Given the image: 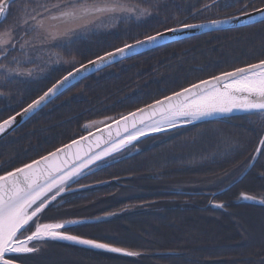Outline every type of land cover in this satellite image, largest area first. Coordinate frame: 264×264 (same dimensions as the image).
<instances>
[{"label": "trees", "instance_id": "1", "mask_svg": "<svg viewBox=\"0 0 264 264\" xmlns=\"http://www.w3.org/2000/svg\"><path fill=\"white\" fill-rule=\"evenodd\" d=\"M145 2L153 14L144 21L120 22L112 29L77 38L65 44L63 66L34 81L7 80L0 76V122L23 110L79 64L125 43L162 32L184 23L194 24L242 14L239 0H133ZM248 11L264 7V0H246ZM14 3L0 31L15 25L20 7ZM205 4H211L205 8ZM58 37L52 42L62 41ZM264 59V22L204 34L136 55L77 83L57 97L31 120L0 142V174L37 160L86 134V126L104 119H117L183 88L226 71ZM5 61V60H4ZM75 61L76 63H73ZM248 115L185 127L152 137L125 149L108 161L124 160L97 171L76 185L111 181L108 186L62 198L49 213L67 212L75 217H95L139 202L143 193L128 198L116 193L130 185L140 190L153 182L195 180L214 177L236 166L253 168L242 182L222 194L229 203L227 213L210 211L207 220L194 209L181 219L159 221L154 212L127 208L107 222L70 229L74 235L111 243L144 255L125 259L74 247L52 244L54 256L30 257L25 264L64 260L63 264H264V208L238 206L231 202L248 183L264 186V147L259 140L264 126ZM228 141V143H226ZM260 148V155H257ZM264 176V175H262ZM178 180V181H179ZM113 181H116L113 182ZM164 189L161 188L158 191ZM264 191L262 189H258ZM150 201L170 195H150ZM156 200V201H155ZM172 205V204H169ZM165 205V206H169ZM141 210L138 212V210ZM191 216L193 221H188ZM105 227V230H102ZM110 230V231H109ZM56 264V263H55Z\"/></svg>", "mask_w": 264, "mask_h": 264}, {"label": "snow or ice", "instance_id": "2", "mask_svg": "<svg viewBox=\"0 0 264 264\" xmlns=\"http://www.w3.org/2000/svg\"><path fill=\"white\" fill-rule=\"evenodd\" d=\"M239 2L243 4L240 9L242 15L251 17L253 13L248 11L249 5L246 0H239ZM14 3L16 0H0V23H3L11 14L10 9ZM212 3H216V0H212ZM204 7L210 8L211 4H205ZM252 7L255 12L260 13L261 21H264V7L256 8L255 5ZM151 14V7H142L133 0H28V4L21 9L18 22L22 30L20 38H16L17 25H12L0 32V70L5 73V78L13 73L25 74L19 71L20 61H16V68H11L3 62L17 45L21 50H25L27 45L33 43L32 40H23L24 36H32L33 40L41 34L53 40L58 37L70 39L80 29L115 26L120 22H127L132 18L140 19ZM231 19H238V17L233 16ZM50 22H58L70 25V27L63 32H53L51 28L54 25ZM223 23L227 21H211L214 27H219ZM204 27H206L204 24L184 23L181 28L171 27L164 32L157 31L155 34L146 35L143 39L137 38L134 43H125L122 47L99 54L94 59L88 60L87 64H79L73 71H69L43 95L30 103L24 109V113L31 115L53 97L62 94L63 90L77 79L78 73L83 75L85 72L107 67L118 59L128 57L138 48L158 44L168 33ZM21 40L23 43L20 42ZM13 59L15 60V57ZM56 62H59V58ZM73 63L76 62L73 61ZM26 74L31 76L32 72L29 71ZM156 104L160 105L162 119L141 128L137 127L136 117L138 113H144V109L122 117L124 122H132V130L129 131L125 127L126 135L113 140L106 154L110 155L113 151H120L140 136L147 135L149 128L153 132L165 131L166 128L176 127L180 120L192 123L217 114L226 115L240 111L246 113L249 118L255 117L256 119L252 120L253 123L264 126V59L192 84L166 97L165 100L157 101ZM149 107L153 109V112L149 114L151 118L157 109L155 105ZM16 115L23 114L17 113ZM15 120L16 116H12L0 122V134L10 128ZM140 123L143 124L142 119ZM259 145L264 147V136L260 138ZM65 148H71V145L0 174V264H17V257L37 255L48 241H68L89 249L103 250L126 257L139 255L136 251L73 235L66 230L73 224L82 223L81 221L41 222L39 214L44 212L49 204L57 199V196L68 190L70 182L78 181L81 169L87 167L88 163L102 158V156L90 157L87 162H82L73 169L53 167L52 159L57 157V152H65ZM256 152L260 155V148H257ZM255 161L256 156H253L248 167L251 168ZM242 199L264 205V192L259 198L242 194ZM214 206L221 209L225 207L222 203Z\"/></svg>", "mask_w": 264, "mask_h": 264}, {"label": "water", "instance_id": "3", "mask_svg": "<svg viewBox=\"0 0 264 264\" xmlns=\"http://www.w3.org/2000/svg\"><path fill=\"white\" fill-rule=\"evenodd\" d=\"M18 1H20V0H16V2H18ZM251 12L253 13V15L251 17L245 16L242 14H238V15H235L236 17H238V19H231V17H233V16L218 19V21H227V23H223L219 27H214L211 24V21H207V22L194 23L197 25H199V24L206 25V27H204V28H194V29L177 31L175 33H168L167 35H165V37L158 44L150 45V46L144 47V48H138V49H136V51L134 53H131L128 57H126L122 60L118 59L115 63H113L107 67L101 68L99 70L85 72L83 75L78 73L77 79L74 80L73 83L71 85H69L67 88H65L63 90L62 94L65 93L66 91H68L69 89H71L73 86H75L80 81L87 79L88 77H90L92 75H95V74H97V73H99V72H101V71H103L109 67H112L115 64H118V63H120L126 59H129L131 57H134L136 55H140V54H143L145 52H148V51H151L154 49H158V48L163 47L165 45L172 44V43L182 41L185 39H189L192 37H196V36H200V35H204V34H209V33H214V32H219V31H225V30L247 27V26H251V25H255V24L264 22V21H261V19H260V13L255 12V10L251 11ZM6 20H4V22ZM3 23H0V25H2ZM181 26H178L175 28H181ZM162 32H164V31H162ZM85 64H87V63H85ZM62 94H60V95H62ZM60 95L53 97L46 105L37 109V111L33 112L31 115L24 113V109L27 108L28 106L25 107L20 112H18V113H22L23 115H16L17 113L15 115H13V116H16V120L14 121L13 125L10 128L6 129V131L4 133L0 134V142L2 140H4L6 137H8L9 135H11L18 128L23 126L25 123H27L29 120H31L35 115H37L39 112H41L45 107H47L50 103H52ZM172 95H170V96H172ZM167 97H169V96H167ZM165 98H163L161 100H165ZM158 101H160V100H158ZM156 102L150 104V105H155L156 109H157L156 113L154 115H152L151 118H149V114H151L153 112V109L151 107H149L150 105L145 106L143 108H140V109H144L145 112L142 114L138 113V116L136 117L137 127L144 128L147 125L152 124L153 121H159L162 119V112H161L160 105L156 104ZM140 109H138V110H140ZM138 110L133 111V112H138ZM133 112H131V113H133ZM129 114H126L124 116H127ZM243 115H247V114L240 112V111H234L231 114H226V115L217 114V115L207 117L204 119L196 120L192 123H185L184 120H180V121H178L176 127L166 128L165 131H161V132H153L149 128L147 135L140 136L136 141H133L132 144H129V145L123 147L120 151H113L110 155L106 154V153L108 152L109 148L111 147L112 141L118 140L121 137L126 135L125 127H127L129 129V131H131L132 130V128H131L132 122L131 121L124 122L122 120V117H124V116H121L120 118L110 120L109 122H106V123L104 121H101L99 123H92L86 127L88 132L85 135L69 142L68 144H65V145L57 148V149H60L64 146L71 145V148H65V152H63V153L57 152V157L53 158L51 163H52L53 167H60V168L67 170V169H73V168L78 167L82 162H87L90 157L95 158L96 156H102L101 159H96L95 162L88 163L87 167H84L81 169V171L79 173V177H78V181H79V180H81V179H83V178H85V177H87V176H89V175H91L97 171H100L104 168H107V167H109L115 163H118V162L124 160V158H119V159H116L113 161L106 162L110 158L116 156L120 152H122L125 149L129 148L130 146L134 145L135 143H138L140 141H143V140H146V139H149L152 137L159 136L161 134H165V133L173 131V130H177V129H181V128H185V127H191L194 125L207 123V122H211V121L243 116ZM141 119L143 120V124L140 123ZM74 141H77L78 143H73ZM57 149L52 151V152L57 151ZM52 152H50V153H52ZM50 153H48L46 155H49ZM41 158H39V159H41ZM252 168H253V166L251 168H248L237 182H240L244 178V176ZM77 182H75V183L70 182L69 186H68V190L64 191L61 195L57 196V199L55 201H53L51 204H49L48 208H46L44 210V212L39 214L40 217H42L43 214L47 210H49V208L56 205V203L59 200H61L62 198L66 197L68 195L84 192V191L91 190L94 188H102V187L108 186L111 181L100 182V183H95V184H91V185H86V186H82V187L69 189L71 186H73ZM113 182L116 183V181H113ZM236 204L237 205H248V206H253V207H264V205L243 200L242 195L239 197ZM123 212H114V213H109V214H105V215H101V216H97V217H80V218L69 217L67 219L50 220L47 222L70 221V220L82 222V223L73 224L66 229V230H70V229H74V228L81 227V226L95 225V224H100V223L111 221V220L115 219L117 216L121 215ZM47 243L65 245V246L74 247V248H78V249H82V250H86V251H91V252H94L97 254H105V255H110V256L125 258V259H139L141 256L144 255L143 253L138 252L139 253L138 256L126 257V256H123L120 254L108 253V252L103 251V250L89 249L85 246L72 244L71 242H68V241H48V242H46V244ZM46 244H44L41 248H45ZM131 251H133V250H131ZM34 256H36V255H34ZM17 264H20V263L17 262Z\"/></svg>", "mask_w": 264, "mask_h": 264}, {"label": "flooded vegetation", "instance_id": "4", "mask_svg": "<svg viewBox=\"0 0 264 264\" xmlns=\"http://www.w3.org/2000/svg\"><path fill=\"white\" fill-rule=\"evenodd\" d=\"M134 3H136V2H134ZM139 4L142 7H146L145 2H141ZM152 14H153V11H152ZM152 14L150 16H146V17L139 19V20H136V19H130V20L144 21V20L148 19L149 17H151ZM82 30L83 29L78 30L75 34H73L71 36L70 39L68 37H65L64 39H62V41H58V43L57 42L55 43L54 50H55V53L57 55L55 54L54 56H55V58H56V56L60 57V59L62 60L61 65H59L57 67H53L51 69L47 66H41V68H34L36 66V64L33 63L32 61L28 62V63H26L25 69L27 70L26 72H29V71L32 72L31 76L27 75V76L32 77V78L26 79V77H25V80L21 79V80H14V81L40 80V79H43L46 76H48L53 70L58 69L59 67L63 66L65 61H66V58L64 56V53L62 51H59L60 48L62 46L64 47L65 44H71V43L74 44L75 41L77 40V38H86L89 35L94 34V33H90L89 35L79 34V33H81ZM3 31L4 30H2L0 32H3ZM17 34H19V36L17 37V39H19L20 35H22V31H19L17 29ZM17 34H16V36H17ZM26 37L30 38L32 36H24L23 40H25ZM23 40H21L20 42L23 43ZM19 53H21V49H20L19 45H17V47L9 53L7 59L3 62H6V61H8L10 63L16 62ZM36 54L39 55V52L36 51ZM13 57H15V60L13 59ZM31 58L36 59L38 57L34 58L33 56H31ZM20 63H22V62H20ZM0 76H2V75H0ZM33 77H36L37 79L36 78L34 79ZM7 80H12V79H7ZM237 167L238 166H236L230 170L224 171L223 173L217 174L216 176L210 177V178H203V179H199V180L198 179H195V180H179V179L174 180V179H172L171 181H176V182L164 184L163 185L164 189H162L160 191H158L159 190L158 188H154L155 190H151L148 187H146V185L141 190L139 188H137L135 185L132 187H129L130 185H128L127 187H125L121 191L117 192L116 196L122 197V198H128V197H131L132 195H134L135 194L134 192L137 191V192L143 193V195H144L143 199L140 200L139 202H134L130 205H126L127 204L126 203L124 205L125 207H123L121 209H117L115 211L107 212L104 214L102 213L98 216L109 214V213H114V212H123V211L125 212L128 210L127 208H129V207L130 208H139V209L142 208V211H144V213L145 212H154L153 213L154 215H159L158 216L159 221H171V220H173L170 217H166V215L172 211L174 212V216L180 215L181 219H183L186 217V215L191 214L192 212H194L193 210L196 209L197 213L201 214V216L203 218V219H201L198 216V218L196 219L197 221L207 220L208 214L210 211L226 214L229 203L226 199H224L222 197V194L226 193L227 191H229L230 189L235 187L238 183L242 182L243 179L248 175V173L244 176V178L240 182H237L240 179V177L244 174L245 171H243L242 173H240V176L232 184H230V185H228V186H226V187H224L218 191H210L208 189H205L204 184H206V182L209 181L210 179L218 178L220 176L226 175L227 173L231 172L232 170L236 169ZM261 177H264V176L261 175ZM190 181L197 182L199 184L192 185V184H190V183H192ZM185 184H188L189 185L188 187L190 189H188V187ZM82 186H86V185H76L75 184L73 187L77 188V187H82ZM258 189L264 190V186L257 187L253 183H251V184L248 183V186L245 189L248 191L240 193V195L238 196V199L242 194H249L251 191H260L261 193L264 192V191H261ZM126 191H128V193ZM163 194L170 195L171 198L170 199H160L159 203H157V204H155L157 202L156 200H155L156 202H154V201H150V199L147 198L150 195H154V196L155 195H158V196L161 195L162 196ZM249 195H251V194H249ZM237 200L234 199L231 202L236 203ZM220 203L224 204L225 207L223 209L217 208L214 206L215 204H220ZM169 204H172V205H169ZM165 205H169V206H165ZM238 206H248V205H238ZM166 208L170 209L172 211H170V212L166 211ZM259 208H264V207H259ZM139 209H137L138 212L141 211ZM43 218H42L43 220L41 219L42 220L41 222H47L50 220H54L52 218V213H49V212L45 216H43ZM187 220L193 221V218L191 216H189V217H187ZM104 223H107V222H104ZM102 230H105V227H103ZM67 231H69L71 234H74L70 230H67ZM45 247H46L45 250L42 251L43 252L42 253L43 258L46 255V251L49 249V247H51V244L47 243L45 245ZM27 258H30V257H17V262L21 263V261H22V263L25 264L26 263L25 259H27Z\"/></svg>", "mask_w": 264, "mask_h": 264}, {"label": "rangeland", "instance_id": "5", "mask_svg": "<svg viewBox=\"0 0 264 264\" xmlns=\"http://www.w3.org/2000/svg\"><path fill=\"white\" fill-rule=\"evenodd\" d=\"M15 7L19 8V9H23L25 6L20 7V5H16ZM142 18H144V17H142ZM142 18H140V19H142ZM19 19H20V16L18 17V20H17L15 25H17V29L19 31H22L18 25ZM132 19H135V18H132ZM136 20H139V19H136ZM50 23L54 25V27L51 28V30L53 32H63L66 28L70 27V25H66V24H62V23H58V22H50ZM115 26H106V27H100V28L89 27L87 30L83 29L81 31V33H79V34L89 35L90 33L106 32ZM18 36H19V34H17L16 38ZM25 40H32L33 41L32 44H29L26 46L25 50H21V53H19L18 57H17V60L22 62V63H19V71L21 73H25V74L24 75H18L16 73H13L10 77H7L6 79H12V80L23 79V80H25V77H26V79L32 78V77L27 76V74H26L27 70L25 69L26 63L31 62V61L36 64V66L34 68H41V66H47L51 69L53 67H57V66L61 65L62 60L60 59V57L56 56V58H55V56H54L56 54L55 50H54V46H55L56 42H52L53 39L45 38V36L43 34H41L38 38H36L34 40H33V37H30V38L26 37ZM33 44L35 46H33ZM36 51L39 52V55L36 54ZM31 56H33L34 58H36V57H38V58L33 59V58H31ZM58 58H59V62H56ZM4 63L7 64L11 68L17 67L16 62L10 63V62L6 61ZM0 75H2L5 78V73L2 70H0ZM33 78L35 79L36 77H33ZM102 121H104L106 123V122H109L110 119L108 118V119H104ZM99 122H101V121H99ZM247 168H249V167H247ZM245 169H246V167L238 166L236 169L232 170L231 172L227 173L224 176H220L218 178L210 179L209 181L206 182V184H204L205 185L204 188L208 189L210 191H218V190L232 184L240 176V173H242L243 171H246ZM175 182L176 181H157V182H153L152 186H153V188L160 189V188H163L164 184L175 183ZM190 182H192V183H190L192 185L199 184V183L193 182V181H190ZM146 185H151V184H146ZM185 185L187 187L189 186L188 184H185ZM188 189H190V188L188 187ZM126 192L128 193V191H126ZM249 194L257 196L259 198L261 192L260 191H251ZM69 217H75V216L68 215L67 212H62V211L57 212L55 214L54 213L52 214V218L55 220L67 219ZM77 217L80 218L79 216H77ZM45 248H41L40 253L37 254L36 256H33V257H38V256L40 257L43 253L42 251L45 250ZM55 251L56 250L54 248L49 247V249L46 251V255L47 256H54L56 254ZM49 260L50 261H40L39 263L40 264H55V263L56 264H63V263H65V261L63 259L59 260V261H55V259L52 258Z\"/></svg>", "mask_w": 264, "mask_h": 264}]
</instances>
